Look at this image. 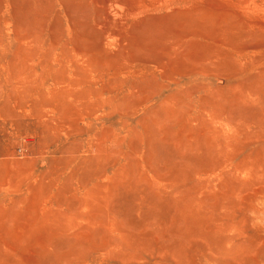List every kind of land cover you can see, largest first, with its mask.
Returning <instances> with one entry per match:
<instances>
[{
	"label": "rangeland",
	"instance_id": "rangeland-1",
	"mask_svg": "<svg viewBox=\"0 0 264 264\" xmlns=\"http://www.w3.org/2000/svg\"><path fill=\"white\" fill-rule=\"evenodd\" d=\"M0 264H264V0H0Z\"/></svg>",
	"mask_w": 264,
	"mask_h": 264
}]
</instances>
